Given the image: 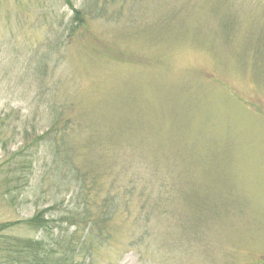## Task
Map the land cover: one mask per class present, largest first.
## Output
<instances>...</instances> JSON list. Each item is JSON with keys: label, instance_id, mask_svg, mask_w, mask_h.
<instances>
[{"label": "rangeland", "instance_id": "rangeland-1", "mask_svg": "<svg viewBox=\"0 0 264 264\" xmlns=\"http://www.w3.org/2000/svg\"><path fill=\"white\" fill-rule=\"evenodd\" d=\"M0 1V116L8 114L0 221L53 205L47 215L55 218L83 204L96 213L106 196L124 193L127 163L146 167L154 191L165 184L169 192L148 223L143 198L129 197L107 226L112 236L97 264H264V0H142L119 24L94 21L55 52L49 25H64L70 5ZM44 54L48 68L37 76L29 66ZM62 101L104 148L117 146H93L89 130L57 154L24 149ZM21 149L33 166L3 170Z\"/></svg>", "mask_w": 264, "mask_h": 264}, {"label": "trees", "instance_id": "trees-1", "mask_svg": "<svg viewBox=\"0 0 264 264\" xmlns=\"http://www.w3.org/2000/svg\"><path fill=\"white\" fill-rule=\"evenodd\" d=\"M62 1L71 6V14L66 13L69 17L64 25L60 24L58 27H55L54 24L49 25V31L52 36L56 37V42L47 41L46 45L49 50L51 49L54 52L55 49H63L75 37L84 33L83 31L94 21L104 20L107 23L119 24L128 4L131 5L142 0H82L78 8L73 6L72 0ZM1 6L2 2L0 1V9ZM135 8L136 5L129 12L133 13L132 11ZM43 16L46 17V14H43ZM54 17L57 18L56 15ZM62 21H65V19L63 18ZM53 39L54 37L51 38V41ZM47 56L48 54H44L37 61H31L29 68H33V72L34 74L37 73V76L48 68L46 65ZM49 109L51 126L47 131L34 135V132L31 134V131L24 128L26 136L34 135L33 141L25 145L24 149L31 147L33 144L44 145L57 154L60 153L61 144L62 147L68 145L73 134H81L83 131L90 130L89 124L83 125L80 120H77L78 118L69 115L74 113L75 109L66 101L53 103ZM7 121L8 114L3 117L0 116V130H3ZM92 131L93 129L90 130L91 137L89 138L90 144H93V146L98 144L97 147L100 146L102 150L117 146L111 141L107 142L105 144L106 148H104L103 143L95 135L97 131ZM127 143L123 145V148L125 151L124 157L126 155L128 158L130 156L129 150L132 149H130V144ZM132 157L134 158L133 155ZM26 158L23 149H21L14 157L4 162L1 168L13 175L18 170H21V174H23L24 171L33 166V161ZM64 160L61 161L64 162ZM66 161L73 164L72 159L69 157H66ZM126 164L124 165V171L129 176H125L122 184L124 193L121 196L118 194H116L117 196H106L99 205L100 211L98 210L96 213L91 209L92 204H83V206H79L74 210L65 207L64 212L55 218L47 215L50 210H54L57 206L53 205L50 208L39 210L30 218L0 221V264H97L98 255H96V252L99 254L100 249L112 236L107 226L112 219L116 218L117 213L124 204L127 208L129 197H135L138 201L140 197L143 198L141 210L147 211L144 220L147 223L150 222V214H153V212L160 213L162 207L160 202H163L162 197L169 192V189L166 188L165 184H161L160 188L157 187L158 190L154 191L153 182L147 178L146 171L142 173L146 170V167L142 168L143 171L141 166H139V171L138 169L132 171V167ZM141 165L143 166V162ZM73 166L78 168L74 172V178L78 182H82V180L85 182L86 172L74 164ZM115 183L113 189L116 188L117 184L115 185ZM155 192H158L160 196L153 200L152 194ZM60 204L63 205V202ZM142 228L146 232L144 236L150 235L149 227ZM17 230H19V233L16 232ZM26 232H33L34 236H28ZM138 242H140V239H138ZM133 243L136 242L133 241ZM141 258L143 259V257ZM164 264H169V261L165 260Z\"/></svg>", "mask_w": 264, "mask_h": 264}]
</instances>
